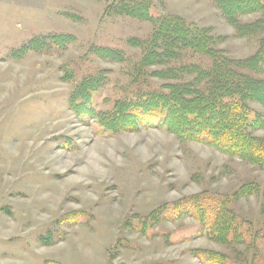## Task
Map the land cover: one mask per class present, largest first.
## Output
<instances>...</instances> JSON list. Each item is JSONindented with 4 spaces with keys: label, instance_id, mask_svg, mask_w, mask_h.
<instances>
[{
    "label": "rangeland",
    "instance_id": "1",
    "mask_svg": "<svg viewBox=\"0 0 264 264\" xmlns=\"http://www.w3.org/2000/svg\"><path fill=\"white\" fill-rule=\"evenodd\" d=\"M146 1L153 18L176 16L207 29L228 58L258 48L260 36L238 37L213 0ZM110 2L0 0V264H201L197 255L206 253L223 255L224 264H264V170L163 128H102L97 117L114 102L168 83L149 77L158 67L134 81L143 51L128 42L148 40L153 25L110 14ZM260 18L244 15L238 23ZM50 36L72 40L21 50ZM95 48L124 60L100 59ZM182 64L209 60L185 51ZM96 75L104 84L91 95L93 116L82 121L69 98ZM253 135L264 139V130ZM245 185L258 192L233 198ZM197 195L229 199L236 228L226 243L174 214Z\"/></svg>",
    "mask_w": 264,
    "mask_h": 264
},
{
    "label": "trees",
    "instance_id": "2",
    "mask_svg": "<svg viewBox=\"0 0 264 264\" xmlns=\"http://www.w3.org/2000/svg\"><path fill=\"white\" fill-rule=\"evenodd\" d=\"M213 2L226 22L235 28L238 37L260 36L254 54L243 59L228 58L214 47L215 39L207 29L190 25L176 16L153 18L150 2L146 0H111L107 7L110 14L153 25L148 40L128 42L143 51L134 68V81L139 80L147 68L158 67L161 69L149 77L168 83L161 87L162 91L147 90L135 100L116 101L110 111L97 118L108 131L163 128L180 142L200 143L264 170V139L253 135L264 130V0ZM250 14H261L263 18L238 23V17ZM44 40L60 45L72 39L61 36L33 39L21 50L46 49L50 43ZM185 51L206 57L209 64L177 65ZM92 53L115 63L124 60L122 53L116 50L95 48ZM99 75L81 81L70 95V109L82 121L94 114L91 95L104 84ZM252 104L261 107L263 114L253 110ZM256 192L257 188L245 185L233 198ZM227 205L229 199L213 200L197 195L176 204L174 214L194 218L213 240L224 244L228 241L229 229L236 228L234 218L225 209ZM197 256L201 264H224V256L218 253Z\"/></svg>",
    "mask_w": 264,
    "mask_h": 264
}]
</instances>
